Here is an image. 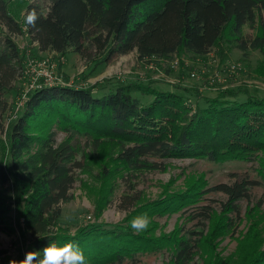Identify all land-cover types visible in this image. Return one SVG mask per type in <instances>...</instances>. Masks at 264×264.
Here are the masks:
<instances>
[{
  "label": "trees",
  "instance_id": "trees-1",
  "mask_svg": "<svg viewBox=\"0 0 264 264\" xmlns=\"http://www.w3.org/2000/svg\"><path fill=\"white\" fill-rule=\"evenodd\" d=\"M263 15L264 0H32L22 20L8 0H0V224L15 207L30 251H42L50 241H74L84 250L86 264H138L141 255L163 251H169L173 264H198L203 242L212 246L217 237L236 233L241 202H251L253 191L264 186V98L227 89L192 107L180 87L169 91L117 83L99 96L93 88L57 85L29 91L16 112L8 96L22 99L19 81H28L17 39L28 37L41 53L74 51L85 58L95 51L110 62L137 52L140 61L150 62L204 54L228 35L241 50L264 56ZM256 24L259 34L244 40V28ZM142 95L154 99L145 104ZM60 133L65 137L59 141ZM111 151L129 184L144 172L167 170L161 162L173 158L257 161L260 179L239 178L209 188L202 178L192 179L186 192L147 203L131 216L180 212L189 222L173 235L152 237L129 226L64 221L63 207L74 199L78 172L91 170L89 158L98 157L99 193L111 186L118 174L104 160ZM206 193L226 198L215 227L217 211L201 205ZM125 197L128 207L135 204ZM97 201L100 217L104 207ZM257 251L250 250L247 264H264V249ZM6 254L0 249V260Z\"/></svg>",
  "mask_w": 264,
  "mask_h": 264
},
{
  "label": "rangeland",
  "instance_id": "rangeland-1",
  "mask_svg": "<svg viewBox=\"0 0 264 264\" xmlns=\"http://www.w3.org/2000/svg\"><path fill=\"white\" fill-rule=\"evenodd\" d=\"M8 1L11 10L23 20L25 5L32 0ZM259 27L260 24H256V27L246 26L244 40L256 37L260 32ZM17 43L22 51L25 79L28 81H19L18 88L23 89L22 99L14 93L8 96L9 106L15 108L16 112L24 105L29 91L57 85L93 88L99 96L108 95L117 83L136 82L169 91H176L180 87L178 91L188 94L187 102L192 107L198 101L203 104L201 101L204 97L214 98L220 91L227 89L258 92V96L264 98L263 54L259 50H241L240 43L228 35L219 43L220 47L208 46L204 54L180 53L171 59H154L150 62L140 61L137 52L114 58L110 62H106L105 57L99 56L95 51L85 58L74 51L66 54L41 53L36 44H31L26 36L18 38ZM32 85L35 86L34 89L31 88ZM141 99L147 104L154 98L142 95ZM11 113L10 109L6 117ZM64 137L65 134L60 133L59 141ZM116 154L111 151L107 159L104 156L109 168L116 170L118 174L111 180V188L105 186L102 193H99L102 180L97 178L100 174L98 157L88 159L91 170L78 172V182L72 190L74 199L63 207L64 221L81 226L100 221L109 225L131 227L132 214L143 205L160 201L168 195L176 196L186 192L192 179L198 181L202 178L206 183L205 188L223 183L232 184L239 178L260 179V165L257 161L212 163L173 158L161 162L167 170L144 172L133 179L130 183L135 187L133 190L129 183L122 180V175L126 172L123 165L115 160ZM125 196H131L135 204L128 207ZM135 198L138 199L137 202ZM96 199H99L100 207H104L100 217L97 215ZM225 199L222 194L217 193H206L202 199L201 205L210 204L217 211L218 217L216 216L215 221L212 220L213 227L221 217L219 212ZM241 207L242 221L236 233L217 237L212 246L208 245V240L203 242L195 263L218 264L219 261H224L229 264H247L246 256L252 248L259 247L257 252L264 249V186L256 188L252 201H242ZM16 216L14 207L13 212L6 215L0 224V249L7 252L0 264H9L12 259H23L24 254L30 251V237L19 231ZM186 218L180 212L164 217H151L147 230L143 231H147L152 237L173 235L188 224ZM194 227V223L189 225L191 229ZM209 227L211 231L210 224ZM143 231L134 230L136 233ZM139 258L138 264H173L169 251L144 254Z\"/></svg>",
  "mask_w": 264,
  "mask_h": 264
},
{
  "label": "clouds",
  "instance_id": "clouds-1",
  "mask_svg": "<svg viewBox=\"0 0 264 264\" xmlns=\"http://www.w3.org/2000/svg\"><path fill=\"white\" fill-rule=\"evenodd\" d=\"M149 223L147 214H141L133 218L131 227L143 231L147 230ZM9 264H86V257L78 242L50 241L42 251H27L23 259H12Z\"/></svg>",
  "mask_w": 264,
  "mask_h": 264
},
{
  "label": "built area",
  "instance_id": "built-area-1",
  "mask_svg": "<svg viewBox=\"0 0 264 264\" xmlns=\"http://www.w3.org/2000/svg\"><path fill=\"white\" fill-rule=\"evenodd\" d=\"M34 87H35V86H33V85L31 86L32 89H34Z\"/></svg>",
  "mask_w": 264,
  "mask_h": 264
}]
</instances>
